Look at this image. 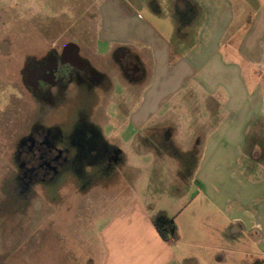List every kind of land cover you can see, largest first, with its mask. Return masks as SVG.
Segmentation results:
<instances>
[{"label":"crops","instance_id":"1","mask_svg":"<svg viewBox=\"0 0 264 264\" xmlns=\"http://www.w3.org/2000/svg\"><path fill=\"white\" fill-rule=\"evenodd\" d=\"M162 1L173 15L167 36L139 16L141 5L106 1L99 8L102 33L95 39L92 36V52L87 54L90 63L104 75L106 87L105 94H100L102 103L93 108L94 123L99 127L106 121L105 105L114 100L117 118L112 121L115 126L121 121L122 128L131 127L134 152L152 154V168L159 170L163 167V163L155 162L159 150L169 169V176L163 180L153 177L152 171L146 189L150 192L153 188L156 192L152 195H160V200L166 198V208L154 200L146 203L130 197L118 205L116 194L135 184L139 170L127 165L122 135L115 130L107 137L100 130L122 160L117 167L120 170L115 171L116 179L121 180L115 184L126 188L112 194L115 206L104 213L93 211L95 218L110 217L97 236L96 264H192L189 261L193 259L197 263L199 257L176 253L177 247L184 246L178 228V240L163 241L150 218L164 211L175 221L179 211L173 212V199L181 196L173 192V185H184V181L196 189L199 202L212 207L204 223L213 222V214L222 217L224 225L212 223L219 228L216 233H227L232 244L242 247L238 251L235 247L208 248L215 254L210 256L208 252L201 264H252V258L264 257V177L260 183L252 179L254 175L257 178V165L249 171L250 178L238 170L239 161L245 159L242 152L252 123L264 122V0ZM250 7L253 12H249ZM153 10L162 13L159 1ZM99 40L110 43L107 53L99 52ZM118 48L135 55L142 64L144 77L139 83L119 73L112 58ZM117 87L120 93L115 94ZM196 133L203 136L199 159L188 173L190 177L173 179V167L179 168L175 159L179 153L191 152ZM128 174L131 176L126 177ZM233 253L245 255L250 262L224 260L223 254Z\"/></svg>","mask_w":264,"mask_h":264},{"label":"rangeland","instance_id":"2","mask_svg":"<svg viewBox=\"0 0 264 264\" xmlns=\"http://www.w3.org/2000/svg\"><path fill=\"white\" fill-rule=\"evenodd\" d=\"M76 1L0 0V200L8 199L10 193L19 191V189L16 190V184L11 182L16 173L13 153L11 152L15 148L18 138L25 134L23 129L29 111L27 95L20 77L22 60L27 57L26 50H31L34 47L41 48L49 41L62 45L74 39L78 30L72 24H74L80 13L74 10ZM106 1L108 0H90V3L93 8L95 5L100 8ZM124 1L141 5L142 7H139L138 11L139 16L155 30H159L167 36L166 33L170 30V20L173 22V15L165 9L162 0ZM158 1L162 7L161 14H156L153 10V7L158 6ZM245 11L249 10L246 9ZM98 12V19L91 25L94 39L97 34L102 33L103 27L102 16L100 18L101 12ZM249 12H253L252 8ZM249 17L251 18L252 15ZM87 27L90 31V25ZM171 35L173 37L172 33ZM171 43L173 44L172 41ZM109 46L110 43L106 40L98 41L101 54L107 53ZM261 86L263 93L262 107L264 109V86ZM116 93H120L119 87L116 88ZM97 103H102L100 96ZM64 107L54 109L49 114V122L50 125H56L55 127L65 130V134H70V131L76 125V114L74 113L73 104L68 102ZM29 117L30 121L33 122L39 121L40 118L37 112ZM105 117H107L106 121L99 127L97 125V127L99 130H103V134L107 137L113 136L115 130L118 131L119 136L122 135L121 148L126 155L127 165L139 170L135 184L129 190L124 189L121 191L126 186L115 184L121 180L116 179L117 174L115 173L112 177L114 183H108L109 180L106 181L105 178L100 179L98 177L93 183L84 187V184H79L80 180L77 179V174L69 173L62 179L61 177L57 178L58 180L52 184H39L33 189L31 188L29 192H33L37 200L33 202L34 214L29 225L21 224V219H23L21 217L12 219L13 211L8 213L5 219L0 216V264L98 263L99 257L95 249L96 244H99L97 236L100 229L107 225L110 217L95 218L93 211L96 209L99 213H104L112 205L115 206V202L111 201L112 194L119 191L121 192L116 194L119 201L118 205H123L124 201L130 197L132 200L147 201L146 203L154 200L157 201L159 207L166 208L165 204L169 203L166 198L160 200V195H152L156 192L153 188H150V192L146 191L147 181L152 171L154 173L153 177L158 178L157 180H163L169 176L164 154L157 150L156 159L154 155L155 162L163 163V167L159 170H153L152 154L138 155L132 149V138H130L131 133H129L131 127L122 128L121 121L116 126L114 125L115 121H112V119L117 118V106L114 100H109L105 105ZM15 122H17V126L13 127ZM203 132L205 135V131ZM69 137L70 135L67 136V138ZM202 144L203 136L196 133L190 145L191 153H179L176 157L178 160L175 159V162H178L179 168L175 169L173 167V179L190 177L189 174L193 169V164L199 159ZM173 153L175 152L173 151ZM183 155L186 156L184 159H182ZM242 156L245 159L239 161L238 173L250 178L249 171L257 165V178L254 175L252 179L260 183L264 177V168L261 166L264 165L263 121L258 120L252 123L246 136ZM119 170L120 168L115 169V171ZM170 172L172 171L170 170ZM128 176H131V174L126 175V177ZM156 186L158 187V185ZM173 192H179L182 197L179 200L173 199V212L179 211L175 219L179 240L181 244H184V246L175 249L176 253H184L186 258L191 255L193 258L199 257L198 261L196 259L197 263L193 262L195 259L189 261V263L201 264V258L208 252L211 254L210 256L215 254L211 250L208 251V248L214 246L235 247V250L238 251L240 245L232 244L227 233H216L219 228L216 229L212 226V223L219 227L222 224L224 225L225 221L222 217L213 214V222L209 220L204 223L205 214L212 212V207H207V204L204 205L199 202L197 194H195L197 193L195 188L184 181V185H173ZM23 197L24 195L21 199ZM7 208L5 206V209ZM20 209H22V206ZM30 209V204H27L24 213H28ZM207 222L211 226L207 225ZM219 255L222 256L221 253ZM223 257H225V261L230 259L239 262L249 261V258L245 255L238 253L223 254ZM253 260L254 258L251 259V261Z\"/></svg>","mask_w":264,"mask_h":264},{"label":"flooded vegetation","instance_id":"3","mask_svg":"<svg viewBox=\"0 0 264 264\" xmlns=\"http://www.w3.org/2000/svg\"><path fill=\"white\" fill-rule=\"evenodd\" d=\"M74 5V10L80 12L72 24L78 30L74 39L62 45L49 41L41 48L26 50L27 57L22 60L20 77L29 111L25 134L18 138L11 152L16 167L11 182L19 191L0 200V216L5 219L13 211L12 219L23 218L21 224L29 225L34 214L32 206L37 199L29 192L31 188L52 184L69 173L77 174L79 184L84 187L98 177L112 183L115 169L122 161L118 151L102 137L92 117L98 97L106 92L104 75L87 57L92 52L91 25L98 19L99 8L97 5L93 8L90 0H77ZM112 58L117 62L119 73L130 82L139 83L143 79L144 68L135 55L118 48ZM68 102L74 106L76 125L70 134H65L62 128L50 125L49 114L66 107ZM34 112L40 116L39 121H30L29 116ZM27 204L31 209L25 214ZM252 264H264V257L254 259Z\"/></svg>","mask_w":264,"mask_h":264},{"label":"trees","instance_id":"4","mask_svg":"<svg viewBox=\"0 0 264 264\" xmlns=\"http://www.w3.org/2000/svg\"><path fill=\"white\" fill-rule=\"evenodd\" d=\"M184 158L185 156L183 155L182 159ZM150 218L154 228L163 241L168 242L178 240L177 227L174 218L169 217L164 211H158L152 214Z\"/></svg>","mask_w":264,"mask_h":264}]
</instances>
